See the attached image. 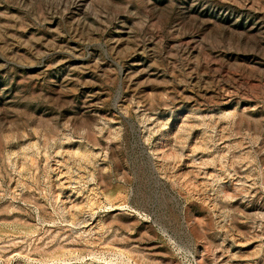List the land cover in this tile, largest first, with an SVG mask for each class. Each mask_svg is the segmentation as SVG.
Segmentation results:
<instances>
[{
  "label": "rangeland",
  "instance_id": "1",
  "mask_svg": "<svg viewBox=\"0 0 264 264\" xmlns=\"http://www.w3.org/2000/svg\"><path fill=\"white\" fill-rule=\"evenodd\" d=\"M0 264H264V0H0Z\"/></svg>",
  "mask_w": 264,
  "mask_h": 264
}]
</instances>
